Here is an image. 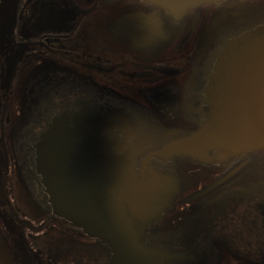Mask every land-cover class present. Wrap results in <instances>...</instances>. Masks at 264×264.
<instances>
[{
	"label": "water",
	"instance_id": "1",
	"mask_svg": "<svg viewBox=\"0 0 264 264\" xmlns=\"http://www.w3.org/2000/svg\"><path fill=\"white\" fill-rule=\"evenodd\" d=\"M206 1L219 0H163L174 18ZM15 9L16 0L1 1L2 47L12 40ZM214 40L189 127L170 88L139 102L50 63L36 70L14 130L19 178L34 208L108 240L114 264H210L214 209L179 238L152 227L185 191L181 160L217 164L264 149V22ZM4 56L9 76L14 59ZM16 258L0 231V264Z\"/></svg>",
	"mask_w": 264,
	"mask_h": 264
},
{
	"label": "flooded vegetation",
	"instance_id": "2",
	"mask_svg": "<svg viewBox=\"0 0 264 264\" xmlns=\"http://www.w3.org/2000/svg\"><path fill=\"white\" fill-rule=\"evenodd\" d=\"M158 21L140 0H16L12 40L0 46V231L18 264H114L108 240L35 209L24 191L14 130L31 75L50 63L139 102L170 88L180 93L176 107L189 127L214 39L264 22V0L206 1L157 28ZM4 55L14 59L9 76ZM179 169L185 191L153 230L179 238L196 216L214 209L210 264H264V149L217 164L181 160ZM10 180L15 194H8ZM199 234L207 242L208 234Z\"/></svg>",
	"mask_w": 264,
	"mask_h": 264
},
{
	"label": "clouds",
	"instance_id": "3",
	"mask_svg": "<svg viewBox=\"0 0 264 264\" xmlns=\"http://www.w3.org/2000/svg\"><path fill=\"white\" fill-rule=\"evenodd\" d=\"M140 3L144 4L150 9L155 10L156 16L159 17V21L156 24L157 28L161 23L172 19L169 9L165 6L163 0H140Z\"/></svg>",
	"mask_w": 264,
	"mask_h": 264
},
{
	"label": "rangeland",
	"instance_id": "4",
	"mask_svg": "<svg viewBox=\"0 0 264 264\" xmlns=\"http://www.w3.org/2000/svg\"><path fill=\"white\" fill-rule=\"evenodd\" d=\"M11 176H12V174L10 175V178H11ZM9 182H8L9 185L7 187V189H9L8 194H15V192L17 193L18 190L12 186V180H10ZM12 205H14V200L12 201Z\"/></svg>",
	"mask_w": 264,
	"mask_h": 264
}]
</instances>
